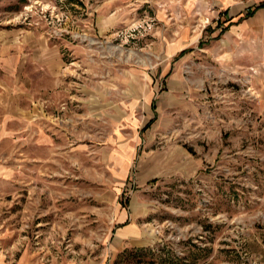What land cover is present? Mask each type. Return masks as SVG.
I'll return each instance as SVG.
<instances>
[{"label":"rangeland","instance_id":"rangeland-1","mask_svg":"<svg viewBox=\"0 0 264 264\" xmlns=\"http://www.w3.org/2000/svg\"><path fill=\"white\" fill-rule=\"evenodd\" d=\"M154 1L0 0V264H264L250 83ZM50 51L59 77L33 69ZM124 209L144 246L111 245Z\"/></svg>","mask_w":264,"mask_h":264},{"label":"crops","instance_id":"crops-1","mask_svg":"<svg viewBox=\"0 0 264 264\" xmlns=\"http://www.w3.org/2000/svg\"><path fill=\"white\" fill-rule=\"evenodd\" d=\"M154 2L158 20L164 26L160 34L166 33L172 36L169 32L170 23H176L177 19L182 21L181 19H184L182 16L192 20L187 34L195 35L196 31L207 34L206 52L213 63H219L221 71L226 73V80L230 77V71L235 72L231 74L232 76L240 78L245 76L250 83L251 92L248 99L253 106V111L264 120V3L253 5L248 0H156ZM197 13L201 15L198 20L206 19L207 24L203 23L201 26L195 16ZM195 22L198 23L195 24ZM179 46V41H174L169 48L174 52L179 50ZM183 50L189 51L191 48L184 47L178 53ZM38 54L34 56V71L59 77L62 70L59 54L51 51L49 55ZM38 87L33 94L36 95L39 90L48 91V88ZM13 91L15 92V89ZM18 94L21 96L22 90ZM24 109V106L17 104L14 116L17 122L16 127H22L25 124V117L21 114ZM4 120H8V115L4 116ZM36 137L41 149L53 146V138L43 128L37 131ZM121 215L123 218L119 220L121 226L115 229L111 245L121 249L144 246L145 244L137 242L145 241L147 237L146 223L136 220L140 216L136 209H129V211L124 209Z\"/></svg>","mask_w":264,"mask_h":264},{"label":"built area","instance_id":"built-area-1","mask_svg":"<svg viewBox=\"0 0 264 264\" xmlns=\"http://www.w3.org/2000/svg\"><path fill=\"white\" fill-rule=\"evenodd\" d=\"M248 1L251 2V4L253 5L264 3V0H248Z\"/></svg>","mask_w":264,"mask_h":264},{"label":"trees","instance_id":"trees-1","mask_svg":"<svg viewBox=\"0 0 264 264\" xmlns=\"http://www.w3.org/2000/svg\"><path fill=\"white\" fill-rule=\"evenodd\" d=\"M185 51L183 50V52H181V53H184Z\"/></svg>","mask_w":264,"mask_h":264}]
</instances>
